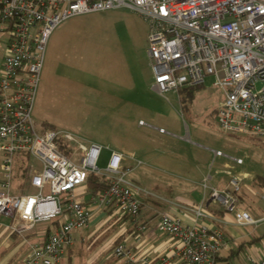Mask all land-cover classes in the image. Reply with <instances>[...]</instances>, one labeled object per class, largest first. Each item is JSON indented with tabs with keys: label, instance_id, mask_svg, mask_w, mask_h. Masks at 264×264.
Segmentation results:
<instances>
[{
	"label": "built area",
	"instance_id": "1",
	"mask_svg": "<svg viewBox=\"0 0 264 264\" xmlns=\"http://www.w3.org/2000/svg\"><path fill=\"white\" fill-rule=\"evenodd\" d=\"M121 6L149 19L147 52L153 90L162 95L173 90L181 101V88L203 84L211 75L223 93L217 109L219 126L264 139V0H0V34L6 37L0 64V153L4 156L0 215L11 217L12 230L18 233L66 215L43 241L30 245L20 264L63 261L74 230L90 221L91 207L75 196L89 172L109 182L93 198L97 207L113 205L134 219L140 213L147 191L127 177L132 169L127 159L139 162L134 154L112 149L106 167L101 168L102 143H85L68 130L39 129L32 117L46 44L55 26L73 15ZM139 124L152 126L143 119ZM213 152L227 155L221 149ZM23 153L42 163V169L33 168L29 176L36 193L12 192L14 157ZM209 178L203 177L204 187L209 186ZM242 180L241 175H231L226 188L210 186L211 196L233 211L238 223H255L249 211L237 206ZM192 210L197 218L206 215L202 207ZM158 229L179 240L180 254L188 264H217L224 244L220 229L203 221L184 223L168 213L160 215ZM113 253L120 264H154L122 243L114 246ZM253 264H264V247Z\"/></svg>",
	"mask_w": 264,
	"mask_h": 264
},
{
	"label": "rangeland",
	"instance_id": "2",
	"mask_svg": "<svg viewBox=\"0 0 264 264\" xmlns=\"http://www.w3.org/2000/svg\"><path fill=\"white\" fill-rule=\"evenodd\" d=\"M149 28L145 15L126 6L73 15L56 25L46 44L32 108L38 128L53 126L75 133L85 143H102L101 168L106 167L112 149L134 151L136 157L149 162L131 170L127 177L138 179L140 169L146 170L142 184L160 190L165 178L182 181L186 174L179 164L182 161L188 162L186 168L191 165L197 170L211 164L214 172L220 160H213L211 149L216 148L243 159L242 170L234 169L236 163L225 159L230 167L221 168V172L264 175V144L219 126L217 109L223 93L211 75L193 88L191 96L182 89L181 101L173 90L162 95L152 89ZM5 38L0 34V64ZM141 118L174 135L140 125ZM185 134L189 140L183 138ZM18 155L14 157L15 172ZM24 162L26 178L33 168L42 169V163L32 156L24 157ZM24 185L28 192H38L28 182ZM258 190L260 193L251 194L249 200L264 209V190ZM48 192L46 185L44 193ZM10 219L0 216L3 222Z\"/></svg>",
	"mask_w": 264,
	"mask_h": 264
},
{
	"label": "crops",
	"instance_id": "3",
	"mask_svg": "<svg viewBox=\"0 0 264 264\" xmlns=\"http://www.w3.org/2000/svg\"><path fill=\"white\" fill-rule=\"evenodd\" d=\"M4 48L5 44L2 54ZM251 137H254L256 142L264 144L260 140L261 138ZM183 138L190 139L188 134H185ZM131 154L135 155V152L132 151ZM143 154L146 155L145 152ZM211 154L213 160L220 159L219 166L214 172L213 168L211 169V164L210 167L203 166L197 170L191 165L186 168L188 162L182 161L184 165L181 162L179 164L186 173L182 181H171L165 178L162 180L163 189L161 190L155 186L142 184L141 181L144 182L146 179L142 173H145L146 170L140 169L138 179H131L147 192L142 197L143 203L136 219L129 215H122L113 205L97 207L93 203L95 195L87 193L83 185L77 187L75 196L92 209L90 221L86 227L74 230L73 242L67 248L65 258L59 264H120L113 253L114 246L119 243L129 247L138 257L150 258L154 264H188L180 254L179 240L173 235L159 231L158 220L162 213L178 216L184 223L203 221L211 228L220 229L224 234V244L217 256V264H253L254 260L259 258L264 247V209L249 199L251 194L260 193L258 189L264 190V186L260 187L256 184L258 173L249 174L243 171L245 175H242L243 180L237 206L249 211L257 221L255 223H238L235 220L234 212L225 209L217 199L211 196L210 186L218 189L228 186L229 179L234 174L229 175L220 171L221 168L230 167V164L224 161L225 159L235 162L234 169L237 170H242L239 167L243 161L238 163L227 153V155H214L213 149H211ZM230 156L234 155L230 154ZM3 158V154L0 153V181L4 177ZM17 158L20 164L23 155L19 154ZM179 158L182 157L179 156ZM135 159H138L139 162L133 159L126 161L131 166V170L138 169L149 162V159L146 161L136 155ZM14 169L12 192L27 193L24 183L26 181L28 185L32 186L29 178L26 176L22 178L19 170L17 169L15 172ZM205 175L210 176L209 186L206 187L202 184ZM199 185L203 189L198 188ZM197 207H202L206 213L203 218L195 216L192 209ZM62 217L65 220L66 215ZM10 220V224L0 220V264H20L29 253L30 245L43 241L47 237L48 227H50L49 232L56 228L49 220L38 222L40 223L38 226L37 223L32 229L18 233L12 230L13 219ZM138 224H145L146 227L139 229Z\"/></svg>",
	"mask_w": 264,
	"mask_h": 264
},
{
	"label": "trees",
	"instance_id": "4",
	"mask_svg": "<svg viewBox=\"0 0 264 264\" xmlns=\"http://www.w3.org/2000/svg\"><path fill=\"white\" fill-rule=\"evenodd\" d=\"M195 86L192 87H184L181 88L180 91L186 90L188 96H191L193 94V88ZM45 128H55L53 126H47ZM264 142V139H260ZM23 158L22 161L20 162V164L18 165V170H19V174L20 176L23 178L25 177V162H24V157H29L30 155L28 153H23ZM257 185L258 186H264V175L263 174H259L257 177ZM109 182L108 179L100 174H97L95 172H89L85 182L83 183V186L85 188V190L87 191V193L95 195L100 193L101 191H103L106 187H108ZM240 194V191L238 192V195ZM51 222L53 223L54 226L59 227L61 225V221H60V217H57L53 220H51ZM50 227L47 228V235L49 233Z\"/></svg>",
	"mask_w": 264,
	"mask_h": 264
}]
</instances>
